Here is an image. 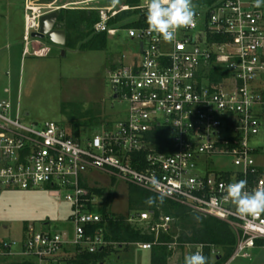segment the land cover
I'll return each instance as SVG.
<instances>
[{
    "label": "built area",
    "instance_id": "obj_1",
    "mask_svg": "<svg viewBox=\"0 0 264 264\" xmlns=\"http://www.w3.org/2000/svg\"><path fill=\"white\" fill-rule=\"evenodd\" d=\"M93 1L99 0L61 6L59 0H26L25 54L33 40L40 42L32 34L40 31L44 15L70 7L98 11L95 33L114 37L125 30L136 43V52L129 59L124 56L127 62L110 76L114 96L129 105L128 116L115 125L102 124L95 135L81 139L56 122L26 125L20 102L16 110L11 101L0 102V187L66 193L73 205L74 226L70 241L50 232L32 234L23 245L3 241L0 257L70 264L67 259L75 252L69 256V248L96 254L112 244L104 240L103 229H94L104 221L98 210L105 205V196L92 193L96 185L87 180L94 171L111 182L164 194V200L229 224L236 244L223 264L250 259L249 250H264V213L255 218L239 216L235 205L224 199L222 188L246 179V190L264 189V170L258 167L257 150L251 145L264 118L263 7H255L254 0L193 2L195 26L179 29L176 41L167 43L149 33L148 27H110L111 19L130 9L121 0L110 7L87 6ZM139 8L146 10L145 4ZM48 51L38 48L33 54L44 56ZM159 128L168 138L160 150L154 141ZM153 179L158 181L155 186ZM110 207L111 202L108 219L120 215ZM125 216L132 227L155 236L153 243L130 244L143 251L163 245L204 255L208 247L180 243L178 238L161 243V235L174 231V218L169 215L131 211ZM221 256L212 249L213 261Z\"/></svg>",
    "mask_w": 264,
    "mask_h": 264
},
{
    "label": "rangeland",
    "instance_id": "obj_2",
    "mask_svg": "<svg viewBox=\"0 0 264 264\" xmlns=\"http://www.w3.org/2000/svg\"><path fill=\"white\" fill-rule=\"evenodd\" d=\"M82 1L85 0H59L57 5ZM115 1H93L87 6L108 7ZM192 2L207 4L206 0ZM3 3L5 1L0 0V5ZM262 7L264 11V5ZM11 24L7 25L0 17V102L11 101L15 110L20 102L26 125L41 126L52 121L71 136L84 139L95 135L102 124L115 125L128 116L129 105L114 99L110 80L112 71L127 62L124 56L129 59L130 54L137 50L136 43L125 30L114 37L107 35L103 45L89 47L85 42L83 47L81 44L76 49L62 48L46 39L43 43L49 48L47 54L34 56V46L31 45L29 54L21 59L25 43L22 41L20 47H12L13 35L5 31ZM63 50L65 56H62ZM12 55L13 61L9 64L7 59ZM97 122L100 124L95 125ZM261 123L260 132L251 139V145L257 150L255 160L258 167L264 170V118ZM87 180L111 194V212L120 215L131 213V185L122 181L111 182L96 171L92 172V179L89 176ZM159 210V215H169L163 206ZM72 215L73 205L66 200L64 192L56 195L50 194L46 188L23 191L0 187V243L23 245L30 235L44 232L59 233L70 241L74 236ZM183 231L179 226L173 238H179ZM168 250L171 253L168 264H184V257L191 253V249L182 247ZM249 253L250 259H239L236 264H264V250L253 249ZM150 257L149 251L133 246L128 252L112 255L106 264H150ZM21 261V258L0 257V264Z\"/></svg>",
    "mask_w": 264,
    "mask_h": 264
},
{
    "label": "trees",
    "instance_id": "obj_3",
    "mask_svg": "<svg viewBox=\"0 0 264 264\" xmlns=\"http://www.w3.org/2000/svg\"><path fill=\"white\" fill-rule=\"evenodd\" d=\"M216 0H206L207 4H212ZM122 5L130 7L129 10L122 11L109 22L110 27L131 28V27H148L146 23V10H142V0H121ZM200 3V2H198ZM60 12V22L64 24L67 32V44L65 47L76 49L84 46L86 42L89 47L95 44L103 45L107 38V33H95L94 26L99 22V12L96 10L85 9H62ZM99 39V41H98ZM88 40V41H87ZM95 118H91L94 120ZM93 124V123H91ZM97 122L95 125H99ZM165 129L159 128L156 132L157 137L154 141L157 143L159 150L161 149L162 141H167ZM131 211H156L159 217V209L163 208L168 211L169 216L173 217L174 231L168 235H161V243H171L174 241L173 235L179 229V226L184 230L178 238L180 243L190 244H205L208 247L205 249L204 255L208 258V264H223L229 259L234 251L236 244V234L229 224L213 217H207L191 212L188 208L174 204L168 200L163 203L157 202L153 205H148L146 200L148 197H156V195L136 186L130 187ZM92 193L99 196H105V205L101 210H98L104 217V221L94 227V229L104 230V240L110 245L99 250L96 254H90L87 251L75 252L67 263L70 264H106L110 257L120 252H128L130 244L135 243H153L154 235L143 234L142 231L135 229L128 222L125 215L114 216L111 219L107 218V207L111 202V194H107L102 188L95 187ZM139 209V210H138ZM191 232V234H190ZM113 244H119L114 246ZM212 249L219 252L222 256L216 261L211 258ZM71 249H67L66 253L70 256ZM150 252V264H168V259L171 255L168 246L155 245ZM9 264H36L33 260H23L21 262H12Z\"/></svg>",
    "mask_w": 264,
    "mask_h": 264
},
{
    "label": "clouds",
    "instance_id": "obj_4",
    "mask_svg": "<svg viewBox=\"0 0 264 264\" xmlns=\"http://www.w3.org/2000/svg\"><path fill=\"white\" fill-rule=\"evenodd\" d=\"M262 5L264 0H254L255 7ZM145 7L148 32L156 34L167 43L176 41L179 29L195 26L196 13L192 0H145ZM152 184L155 186L158 181L153 179ZM222 188L226 193L224 199L235 205L239 216L255 218L264 213V189L246 190V179L222 185ZM164 199V194H159L148 197L146 203L151 206L158 200L162 204ZM184 264H208V258L196 251L184 257Z\"/></svg>",
    "mask_w": 264,
    "mask_h": 264
},
{
    "label": "crops",
    "instance_id": "obj_5",
    "mask_svg": "<svg viewBox=\"0 0 264 264\" xmlns=\"http://www.w3.org/2000/svg\"><path fill=\"white\" fill-rule=\"evenodd\" d=\"M5 3L0 5V17L2 18L3 22H5L7 25L8 23H12L10 29L8 30L6 28V33H9V35H13L11 38L12 40V47H20V44H22V41L24 42V30H25V1L26 0H4ZM52 0H40V2H51ZM112 6V5H111ZM110 7V6H108ZM67 9H80V8H67ZM8 22V23H7ZM19 23V26H18ZM17 31V35H16ZM23 31V32H22ZM45 41V40H44ZM21 42V43H20ZM52 44V43H51ZM32 45L34 46L33 49L38 48H48L47 46H44L43 41L40 42H33ZM28 54H25V47L23 51L21 52V59L24 58ZM34 56H38L33 54ZM13 56H8V62L13 61ZM191 234V232H190ZM70 254L73 253V249L70 248Z\"/></svg>",
    "mask_w": 264,
    "mask_h": 264
},
{
    "label": "water",
    "instance_id": "obj_6",
    "mask_svg": "<svg viewBox=\"0 0 264 264\" xmlns=\"http://www.w3.org/2000/svg\"><path fill=\"white\" fill-rule=\"evenodd\" d=\"M59 18V11L44 15L40 20V31L33 33L32 38L40 41L47 39L53 45L64 48L67 44V32L64 24L60 22ZM65 54V50H63L62 56H65ZM114 99H117V97L114 96Z\"/></svg>",
    "mask_w": 264,
    "mask_h": 264
}]
</instances>
